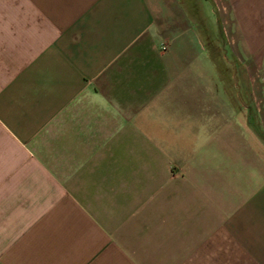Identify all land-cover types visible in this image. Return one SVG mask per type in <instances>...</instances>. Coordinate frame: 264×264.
I'll return each instance as SVG.
<instances>
[{
  "label": "crops",
  "instance_id": "obj_1",
  "mask_svg": "<svg viewBox=\"0 0 264 264\" xmlns=\"http://www.w3.org/2000/svg\"><path fill=\"white\" fill-rule=\"evenodd\" d=\"M0 264H264V0H0Z\"/></svg>",
  "mask_w": 264,
  "mask_h": 264
},
{
  "label": "rangeland",
  "instance_id": "obj_2",
  "mask_svg": "<svg viewBox=\"0 0 264 264\" xmlns=\"http://www.w3.org/2000/svg\"><path fill=\"white\" fill-rule=\"evenodd\" d=\"M208 17H209V15H208Z\"/></svg>",
  "mask_w": 264,
  "mask_h": 264
}]
</instances>
